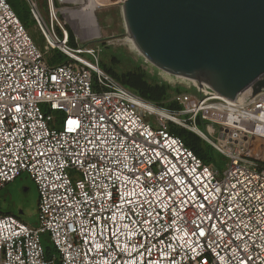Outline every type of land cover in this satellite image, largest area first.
<instances>
[{
	"label": "built area",
	"instance_id": "1",
	"mask_svg": "<svg viewBox=\"0 0 264 264\" xmlns=\"http://www.w3.org/2000/svg\"><path fill=\"white\" fill-rule=\"evenodd\" d=\"M29 1L46 50L66 59L47 62L0 0V190L27 172L39 191L37 226L0 212V264H264V88L180 93L181 109L164 108L106 72L102 47L80 46L92 38L72 45L56 0L48 22ZM199 117L220 125L223 145L205 128L229 158L221 175L170 130L189 121L202 131Z\"/></svg>",
	"mask_w": 264,
	"mask_h": 264
},
{
	"label": "water",
	"instance_id": "2",
	"mask_svg": "<svg viewBox=\"0 0 264 264\" xmlns=\"http://www.w3.org/2000/svg\"><path fill=\"white\" fill-rule=\"evenodd\" d=\"M121 12L160 70L231 99L264 88V0H125Z\"/></svg>",
	"mask_w": 264,
	"mask_h": 264
},
{
	"label": "rangeland",
	"instance_id": "3",
	"mask_svg": "<svg viewBox=\"0 0 264 264\" xmlns=\"http://www.w3.org/2000/svg\"><path fill=\"white\" fill-rule=\"evenodd\" d=\"M45 0H40V7L46 21L48 22V12ZM16 6V13L19 19L26 27L30 37L42 51L44 59L49 62H59L65 60V57L60 54L58 49L46 50V39L37 24L36 19L30 13V1L29 0H12ZM58 9L62 10L66 5L72 7L74 13L77 15L79 12L75 6L80 3H65L62 4L59 0H56ZM77 4V5H76ZM102 10V11H101ZM99 12L103 32L97 33L94 29V33H86L84 39L92 38V41H82L80 46H94L102 47L100 53V66L101 63H106L109 67H112L118 72H125L128 70H134L138 67L143 69L147 73V78L151 83H159L165 85L169 91L170 99L180 93H190L198 97H203L209 94V90L206 87H200L198 82L191 81L185 78L177 77L168 74L159 68L155 67L149 61H147L139 51H136L130 46L131 44L124 41L127 36L126 29L122 17L121 7L116 5L101 9ZM80 16V15H79ZM60 21L66 25L69 33L73 35L74 39L82 38L79 36L78 28L67 16L63 14L59 15ZM87 20V19H86ZM87 24L88 20H87ZM90 25V24H89ZM117 42V43H116ZM74 42L71 41V44ZM86 58L94 61V58L88 54H84ZM102 67V66H101ZM43 109L45 106H42ZM60 118L62 114L55 112ZM184 119H188V115H181ZM152 123L156 122L154 115L151 116ZM169 124V123H168ZM205 124H211L215 130L212 134V138L219 144L223 145V141L220 139V125L212 122L205 121ZM176 126L188 128L193 130V125L187 121L183 124H175ZM201 128L202 126L199 125ZM55 127L60 128L59 125ZM205 135L211 139L206 133V128H203ZM196 133V132H195ZM200 136V135H199ZM201 137V136H200ZM204 139V138H203ZM207 140V138L205 139ZM229 163V158L221 152H215L213 159L209 162L213 167H217L220 175L224 173ZM73 179L80 177V172L71 171ZM39 191L36 183L31 179L27 172H23L14 181L7 183L0 190V212L5 214H13L25 223L37 226L39 222ZM42 243L47 254H51L55 251L53 244L50 241L49 233L42 235Z\"/></svg>",
	"mask_w": 264,
	"mask_h": 264
},
{
	"label": "trees",
	"instance_id": "4",
	"mask_svg": "<svg viewBox=\"0 0 264 264\" xmlns=\"http://www.w3.org/2000/svg\"><path fill=\"white\" fill-rule=\"evenodd\" d=\"M8 1L13 9L16 10V6L12 0ZM44 2L46 3V0ZM29 11L31 13L30 9ZM70 39L74 42L72 33L70 34ZM60 54L66 59V55L62 52H60ZM101 66L106 72L111 74L125 87L137 93L139 96L164 108L173 110L181 109L182 106L180 104L172 98L170 99L167 86L159 83H151L147 78V73L140 67L134 70L118 72L104 62L101 63ZM199 125H201L202 128ZM198 126L202 131H204L203 128H205V122L201 119V117L198 118ZM170 130L180 136L186 145L189 146L206 163H209L213 159L215 152H218L207 140L203 139L197 133L188 128L171 124Z\"/></svg>",
	"mask_w": 264,
	"mask_h": 264
},
{
	"label": "bare ground",
	"instance_id": "5",
	"mask_svg": "<svg viewBox=\"0 0 264 264\" xmlns=\"http://www.w3.org/2000/svg\"><path fill=\"white\" fill-rule=\"evenodd\" d=\"M67 3L71 2L72 0H64ZM79 3H82L80 5L75 6V8L77 9V11L79 12V14H75L72 7H70L69 5L65 6L63 8V15L67 16L71 21H74V24L77 26L78 28V33L80 37H84L86 33H94V29L97 30L98 34H101V32H103V27L101 24V19L100 16L102 14H100V10L104 9L106 7H111L114 5H106L103 7H98L97 9H95V7H93L92 4L90 3H85L83 0H77ZM99 10V11H98ZM102 11V10H101ZM80 15V16H79ZM88 23L87 24V20ZM88 33V34H89ZM125 42L130 43L132 46V48L136 51H139L135 45V43L133 42V40L129 37L126 36L124 38ZM117 43V42H116ZM165 72V71H164ZM198 132H200L201 134L204 135L203 131H200L199 129H197Z\"/></svg>",
	"mask_w": 264,
	"mask_h": 264
}]
</instances>
